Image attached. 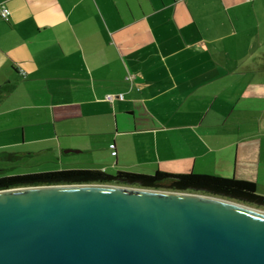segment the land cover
<instances>
[{
    "label": "crops",
    "instance_id": "crops-1",
    "mask_svg": "<svg viewBox=\"0 0 264 264\" xmlns=\"http://www.w3.org/2000/svg\"><path fill=\"white\" fill-rule=\"evenodd\" d=\"M0 3V176L33 172L7 169L34 158L61 162L34 171L237 177L245 142L264 137V54L250 56L261 27L244 22L264 16V0ZM73 154L96 158L64 163Z\"/></svg>",
    "mask_w": 264,
    "mask_h": 264
},
{
    "label": "water",
    "instance_id": "water-1",
    "mask_svg": "<svg viewBox=\"0 0 264 264\" xmlns=\"http://www.w3.org/2000/svg\"><path fill=\"white\" fill-rule=\"evenodd\" d=\"M0 264H264V210L107 181L3 188Z\"/></svg>",
    "mask_w": 264,
    "mask_h": 264
},
{
    "label": "trees",
    "instance_id": "trees-1",
    "mask_svg": "<svg viewBox=\"0 0 264 264\" xmlns=\"http://www.w3.org/2000/svg\"><path fill=\"white\" fill-rule=\"evenodd\" d=\"M113 99H123V93H111ZM122 94V97L118 95ZM112 99V100H113ZM88 181L121 182L149 187H161L178 190H192L211 193L254 204L264 205V195L257 191L253 180L237 178L234 175L224 176L211 173H173L156 169L152 173L129 170H117L113 174L97 168H63L25 173H10L0 176V189L48 183H79Z\"/></svg>",
    "mask_w": 264,
    "mask_h": 264
},
{
    "label": "rangeland",
    "instance_id": "rangeland-1",
    "mask_svg": "<svg viewBox=\"0 0 264 264\" xmlns=\"http://www.w3.org/2000/svg\"><path fill=\"white\" fill-rule=\"evenodd\" d=\"M260 24V27H261V34L260 36L258 35H252L253 38H255V41H256V45L258 46L257 47V50L256 51H251V55H262L264 54V16H260V19H256V17L250 21V19H246L244 20L245 24L250 27V26H253L255 25L256 23ZM261 42H262V46H261ZM222 43L219 42L216 47H219V48H222L221 45ZM226 46L225 47H230L232 48L229 43V41H226L224 43ZM256 49V48H255ZM216 54L218 52V50H215ZM229 56L230 57H234V50L232 49H229ZM250 58V57H249ZM261 75H264L261 74V73H258L257 74V77L261 78ZM250 142H252L250 145L249 144H246L245 142V147H248L249 149L245 152V154L242 152H240V154H237V159H236V176L237 177H243V178H246V179H249V180H254V181H257L259 183L262 184L261 181H259L257 179V176H255L256 174V169H257V165L258 162H262L264 163V137H262V135H259L257 139H251ZM244 146V145H243ZM250 147L252 148L253 152L250 153ZM250 153V154H248ZM93 158H96L95 156H93L92 158H90L89 156H78L77 154H73L72 157H65L64 160H68L67 162H64V163H71L70 165H78V164H85L87 163L90 159L92 160ZM27 159V162H23V161H17L16 163L14 164H19V168L18 167H13V168H9L7 169L8 173L10 172H18L19 170L20 171H34L36 169H42V168H46L47 167H52V166H55V165H61V162H47V161H37L36 159L33 158V160H30V158H26ZM40 160V159H39ZM238 201V200H236ZM242 203V202H240ZM243 204V203H242ZM246 205H249L246 203ZM250 206H254L256 208H259V209H262L264 210V205H261V206H256V205H252L250 204Z\"/></svg>",
    "mask_w": 264,
    "mask_h": 264
},
{
    "label": "built area",
    "instance_id": "built-area-1",
    "mask_svg": "<svg viewBox=\"0 0 264 264\" xmlns=\"http://www.w3.org/2000/svg\"><path fill=\"white\" fill-rule=\"evenodd\" d=\"M0 16L3 17L4 19H8L9 17V8L2 3H0ZM121 95L122 94H119L118 96L122 97ZM104 96L107 100H112L115 97V95L111 93L105 94Z\"/></svg>",
    "mask_w": 264,
    "mask_h": 264
},
{
    "label": "flooded vegetation",
    "instance_id": "flooded-vegetation-1",
    "mask_svg": "<svg viewBox=\"0 0 264 264\" xmlns=\"http://www.w3.org/2000/svg\"><path fill=\"white\" fill-rule=\"evenodd\" d=\"M112 183H121V182H116V181H112ZM126 184V183H125ZM21 186V185H20ZM13 187H15V186H13ZM8 188H10V187H8ZM235 200V199H234ZM236 201V200H235ZM237 202H242L243 204H246L247 202H243V201H237ZM247 204H251V203H247ZM252 205H254V204H252Z\"/></svg>",
    "mask_w": 264,
    "mask_h": 264
}]
</instances>
